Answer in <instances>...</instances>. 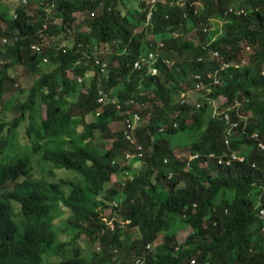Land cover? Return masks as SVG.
Listing matches in <instances>:
<instances>
[{"label": "trees", "instance_id": "trees-1", "mask_svg": "<svg viewBox=\"0 0 264 264\" xmlns=\"http://www.w3.org/2000/svg\"><path fill=\"white\" fill-rule=\"evenodd\" d=\"M36 2L37 21L28 1L11 6L8 33L0 30L8 41L0 43L8 60L0 64V97L13 87L16 65L37 75L15 104L19 115L0 120V264H44L51 249L62 257L57 264H132L158 235L162 242L145 264H264V149L251 136L259 131L264 138V0H167L149 23L146 0ZM4 5L0 0L3 20ZM193 32L196 43L188 39ZM35 44L40 53L31 49ZM151 52L156 63L134 70L138 57ZM97 62L107 65L105 72ZM208 71L220 83L205 77L206 95L195 90V76ZM101 91L113 102L101 104ZM220 95L225 99L216 109L211 99ZM130 100L139 105L135 131L144 157L120 166L130 145L110 125L124 119L116 105ZM225 114L238 122L231 132ZM24 120L30 151L5 154ZM182 131L198 134L179 148L190 153L186 158L168 140ZM106 139L113 140L110 149ZM233 151L246 161L221 166L209 158ZM33 155L49 166L52 182L33 174ZM112 175L128 180L106 190ZM116 202L111 231L103 212ZM187 228V241L178 243ZM59 231L70 238L61 240ZM82 233L89 247L100 248L88 258L78 243Z\"/></svg>", "mask_w": 264, "mask_h": 264}, {"label": "rangeland", "instance_id": "rangeland-1", "mask_svg": "<svg viewBox=\"0 0 264 264\" xmlns=\"http://www.w3.org/2000/svg\"><path fill=\"white\" fill-rule=\"evenodd\" d=\"M28 1H29V3L27 5V9H28V11L31 10L29 12L30 14H34L32 22H35V21H37L36 17L38 18L40 15L38 12L35 15L36 8H37V4H36L37 2H36V0H28ZM2 2H3V4H7V5H4V6H7V12L6 13L4 12V14H5L4 20L2 18H0V30H3L5 28L6 33H8V29H7L8 27H7V23L5 22V19H7L9 17V15H11V6H19L20 4H22V0H2ZM132 5H133V2H131L129 4V6H132ZM197 6H200V4L199 3L196 4V7ZM51 14H52L51 19H52V17L54 18V14L53 13H51ZM58 22H60V20L57 21V23ZM82 29L84 30L83 27H82ZM195 35H196V32L189 34L188 39L192 40V41H194V43H196L197 39H196ZM0 38H2V37L0 36ZM2 46L3 45L0 44V53L4 50V48ZM104 51H106L105 53L111 54L112 48H107ZM0 59H2L4 61L6 60V59L2 58L1 55H0ZM6 61H8V60H6ZM16 70H17V73L15 74V77H14L15 82L13 84V87L12 88H6L3 95L0 97V120H5L7 122H10L14 117L19 115V112L17 111L15 104L17 102H22L25 100V98H26L25 96L27 95V93L22 92V91H26L32 85L34 79L37 77V75L27 72L23 65H16ZM38 111H39V115L44 117L45 106L42 104L39 107ZM248 115H250V113ZM92 120H93V117H91V115H89L85 118V121L87 123H90ZM190 122H193V121H190ZM25 123H26V120L22 121V124L15 128L11 143L5 149V151H6L5 154L10 155V156H15L22 151L23 152L24 151H27V152L30 151V148H31L30 144H27L25 136H22L23 135L22 125ZM110 128H111L113 133L121 132V130L123 129L122 120L117 121L114 124H111ZM81 130H82V128H80L79 132H81ZM14 138H15L16 143H14ZM197 138H198V134H194L191 131H185V132L182 131V132L168 136V140L170 141L171 146L175 147L174 150H175L176 156L181 157V158L188 157L190 155V153L188 151H181V150H179V148L182 146L191 145L192 142L195 141ZM112 141H113L112 139H106L103 143V146L106 149H110ZM136 142L138 145H140V142L137 139H136ZM117 161L121 165L126 164V162H122V158H120ZM31 165H32L33 174L35 176H37L39 178H45L49 182H52L54 180V178L52 176H50L47 172V170L49 169V166L46 165L44 162L38 160L36 155L32 156ZM127 180H128V178L126 176H124V178H122V180H121L119 178V176L112 175L110 181H108L104 187L106 190H109L111 188H115L116 186H119V184H120L119 187L121 188V181L124 184L127 182ZM57 209L61 210L60 207H57ZM119 210H120V208H119ZM117 215L119 216V212H117ZM113 217H114V214L111 213V208L107 209L103 212V218L102 219H104L108 222H111V221H113ZM128 223L129 222H126V221L123 222V224H128ZM54 224L57 226V228H60V226L62 227V225H60V226L58 225L59 220H56ZM126 230H127V228L124 229V231H126ZM137 231L138 230H136V232H135L133 230L131 232V241L134 240L136 238V236L138 235ZM190 233H191V228H187L183 231H180L177 235V240H178L177 242L180 244H183L185 241H187ZM59 237L61 240H67L70 238L67 234L63 233L62 231H59ZM161 242H162V235H158L156 238V241H154L152 244H147L150 246L148 249H147V245L145 246L143 258H138V257L134 258L133 257V262H132V258H131L130 261L132 262V264H135V261L137 259H140L142 261L141 264H145V255L147 253H153L155 251V249L161 244ZM78 243L81 246L83 255H85L86 258L90 257L93 252H97L100 249L98 243L93 245L92 247H89V238L84 233L81 234ZM44 258H45L44 264H57L59 261L62 260L61 256H58V257L54 256L53 249L48 250V254Z\"/></svg>", "mask_w": 264, "mask_h": 264}, {"label": "built area", "instance_id": "built-area-1", "mask_svg": "<svg viewBox=\"0 0 264 264\" xmlns=\"http://www.w3.org/2000/svg\"><path fill=\"white\" fill-rule=\"evenodd\" d=\"M167 0H146V5L149 6V13H148V17H147V23L150 22L151 18H152V10L159 4L162 2H166ZM28 0H22V4H27ZM231 11V10H230ZM243 12V11H242ZM32 15V14H31ZM33 16V15H32ZM226 23L225 20L221 21V25L223 26ZM1 42L3 44H7L8 41L6 38H3L1 40ZM161 48H163L162 45H160ZM31 49L36 52V53H40V48L39 46L32 45ZM215 56H218V52L214 53ZM43 63L47 62V59H42ZM4 62L2 60H0V64H3ZM154 63H156V55L154 52H151L147 55H140L137 59V61L134 63L133 65V69L134 70H141L144 66H148L151 67L154 65ZM95 65L100 66L101 67V71L105 72L107 69V65L104 63H95ZM229 64L224 63L222 65V67H228ZM264 73V72H263ZM153 74H156V70L153 69ZM215 76V74L211 71H208L205 75H197L195 76V78L198 80V82L195 84V90L197 92H206V95H209V93L211 92V88L207 85L204 84L203 79L205 77L207 78H213ZM220 80L218 77H214L212 79V84H219ZM207 98V97H206ZM225 97L223 95H220L217 99H211V102L213 103L214 107L217 109L224 101ZM220 100V101H219ZM99 102L101 104H105V103H112L113 100L111 98V96L107 93H103L102 91L100 92V99ZM186 102V97L185 94L182 95V103ZM197 107H200V104L197 103ZM116 109L118 111H120V114L124 117V119L122 120L123 122V129H122V134L125 140H127L128 142H130L131 144H136V139H135V129L139 126L140 122L142 121V118L139 114V105L135 103L134 100H130L129 102L125 103V105L122 104H117L116 105ZM245 117H247V115H245ZM225 121L227 123L228 126V131L231 132L233 128L238 126V122H234L230 119L229 114H225ZM176 127V124L174 125ZM251 136L253 138H256L257 140H259V145L262 149H264V138L262 137L261 133L259 131H254ZM225 142L227 144L230 143V138L227 137ZM142 147L138 146V155L142 156ZM126 159H130L133 158L134 155L131 153H127L125 155ZM199 156H191L190 160L193 159H197ZM209 158L212 159H216L218 165H224V166H230L233 165L235 161H241V162H245L247 159L246 154L242 153V151H233L231 153H223L220 156H216L215 154H211L209 155ZM165 163H167V161L165 160ZM260 206V204L258 205ZM118 204L114 203V208H117ZM112 212V209H111ZM259 214L264 217V206H261L259 209ZM107 224V226L110 228L111 231L115 230V218H113V221L108 222L106 220H104ZM130 223V221H128ZM150 246L147 245V249ZM142 261L140 259H137L135 261V264H141ZM191 264H195V261H192Z\"/></svg>", "mask_w": 264, "mask_h": 264}, {"label": "clouds", "instance_id": "clouds-1", "mask_svg": "<svg viewBox=\"0 0 264 264\" xmlns=\"http://www.w3.org/2000/svg\"><path fill=\"white\" fill-rule=\"evenodd\" d=\"M31 17H34V15L33 16H31ZM3 38H6V37H2V38H0V41L3 39ZM7 39V38H6ZM14 41H16V39L14 38L13 39ZM2 43V42H1ZM3 44V43H2ZM3 61V60H2ZM4 62V61H3ZM3 64H5V62L3 63ZM99 112H101V111H99ZM142 122V121H141ZM140 122V123H141ZM140 125V124H139ZM138 128H139V126H138ZM121 134H122V132H121ZM122 137H123V134H122ZM138 136H137V132H135V139H137L138 140V138H137ZM124 138V137H123ZM125 140V139H124ZM126 142H128L127 140H125ZM129 143V145H130V147H129V149H126L125 151H123L121 154H122V156H121V158H122V162H126V164L125 165H121V164H119L120 166H126V165H128L130 162L133 164L134 162H135V160H137V158L138 159H141V158H143L144 157V147H143V145H138L137 144V142H136V144H131L130 142H128ZM138 146H141L142 147V153H143V155L142 156H139L138 155ZM127 153H131V154H133L134 155V157L133 158H130V159H126V157H125V155L127 154ZM165 162V161H164ZM117 203V202H116ZM118 204V203H117ZM110 209V208H109ZM111 209H112V212L111 213H113L114 214V217L113 218H115V221H114V224H115V227H116V222H118V217H117V213H114V211H115V208H114V206L113 207H111ZM116 212V211H115ZM128 222V221H127ZM120 224H121V226H126V225H128V224H130V223H128V224H123V222H120ZM105 225L107 226V224H106V222H105ZM107 228L110 230V228L107 226ZM138 258H143V257H138Z\"/></svg>", "mask_w": 264, "mask_h": 264}, {"label": "crops", "instance_id": "crops-1", "mask_svg": "<svg viewBox=\"0 0 264 264\" xmlns=\"http://www.w3.org/2000/svg\"><path fill=\"white\" fill-rule=\"evenodd\" d=\"M121 132H122V130H121Z\"/></svg>", "mask_w": 264, "mask_h": 264}]
</instances>
